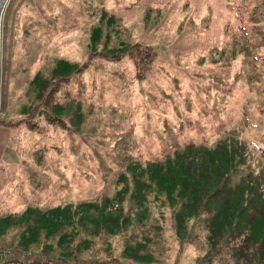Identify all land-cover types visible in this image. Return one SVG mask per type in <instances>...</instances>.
Wrapping results in <instances>:
<instances>
[{
	"label": "rangeland",
	"instance_id": "obj_1",
	"mask_svg": "<svg viewBox=\"0 0 264 264\" xmlns=\"http://www.w3.org/2000/svg\"><path fill=\"white\" fill-rule=\"evenodd\" d=\"M0 10V115L39 129L45 146L28 155L35 175L18 181L30 183L35 206L50 209L54 222L51 238L36 246L0 247L57 254L59 224L96 217L98 207L86 204L108 198L105 212L120 215V231L87 249L72 244L70 258L243 263L232 247L246 229L258 243L264 226V0H6ZM134 45L151 50L144 69L130 57ZM114 53L120 58L108 57ZM173 150L181 153L178 173L166 191L182 184L186 200L174 213L166 195L170 203L153 202L144 218L139 185L129 202L113 198L126 193L114 183L119 168L140 173L135 163Z\"/></svg>",
	"mask_w": 264,
	"mask_h": 264
},
{
	"label": "trees",
	"instance_id": "obj_2",
	"mask_svg": "<svg viewBox=\"0 0 264 264\" xmlns=\"http://www.w3.org/2000/svg\"><path fill=\"white\" fill-rule=\"evenodd\" d=\"M150 49L148 47L144 49H140L137 45H134V47L131 48V59L133 62L136 64V67L140 69H144L143 67L147 64H149L150 61ZM136 52V53H135ZM99 55L106 56L103 53H100ZM121 53H114L111 54L110 57L111 59H117L120 58ZM107 58V57H105ZM59 82H65L68 77L64 75V77L58 78ZM57 91L56 88L52 89L47 93V98L44 102L47 105L48 100H51V97L53 96V93ZM45 115V118L47 120H50L53 124H58L62 127H66L64 122L59 118V117H50L47 112L42 111ZM17 122H22V121H17ZM170 155L164 157V158H156L154 160H150L148 162H145V165L141 163H135L138 164L141 169L140 173L136 172V168H131L129 169V165L127 166H122L119 168V173L118 177L115 178L114 183L117 186H122L124 187L123 189L126 190V193L124 194L123 197H121V191H117L113 198H115L118 203L120 201L124 202L130 201V197L135 193L134 187L136 185V190L137 186L139 185L140 190L137 193V200L138 202H142L143 204H146V208L143 210L142 214L144 218H149L151 212L149 211L151 208H153V202L159 201L162 203L164 202H169L165 199L166 195H171V198L173 200V203L169 205L171 208V211L174 213L176 209V203L177 200H180L182 203H186L185 197L182 196L180 189V186L182 184H178L175 189L167 193L166 190L169 189L168 181H171L173 185L175 186V179H176V174L178 173V168L175 163V158H179L181 153L176 154V150H173L172 154L169 153ZM198 156V154H197ZM195 160H197V157H195ZM182 188V187H181ZM135 190V192H136ZM140 193V194H139ZM201 197L199 198H194L195 202V208L192 207L189 211V215H194L198 212L197 210V203L201 202L202 199V194H200ZM106 197H109L108 195ZM250 200V199H249ZM249 200H246L248 203ZM104 204L98 205L99 202L95 201L96 203H90V205L86 204V206L92 208V207H98L97 209V215L96 217H89V216H82V215H75V218L77 217V220H75L74 216H72V220L68 221L66 219L65 221L63 220L59 226L60 228L58 229L57 233L58 235L54 237L56 238L52 244L56 246L57 254H50L51 252H54V250H48L45 246L44 249H40L39 252H35V254L32 256L31 253H29L28 256H24L22 259H19L17 256L12 257L10 259H5L1 260L0 264H49L50 262L53 261H62L64 263H69V264H96V263H105L108 262L107 260H97V258H92V259H86V258H70L73 257L74 252L72 253L71 251V246L72 244H75V246H80L81 244L84 245V249H87L88 247H91L93 244V241L98 239V236H101V239H104L106 241L108 238L106 236H103V233H107L108 235H115L117 234V231H120V223H121V217L120 215L117 216H111L107 212H105L106 206L112 202L110 199L106 198L104 199ZM136 201V200H135ZM185 201V202H184ZM125 207V206H124ZM182 207V206H181ZM181 207L178 210L179 212L181 211ZM127 211L128 207H125ZM78 209V208H76ZM176 210V211H177ZM68 212L70 210L68 209ZM176 216V219H178L179 214L177 212L174 214ZM59 220H62L60 217L58 218ZM58 219H55L56 222H58ZM237 220V218L235 219ZM53 222V220H52ZM120 222V223H119ZM76 224L79 225V229L76 228ZM54 225V222H53ZM52 225V226H53ZM51 226V227H52ZM43 228V227H42ZM47 228H49L47 226ZM233 230V229H232ZM254 230L251 229H246L243 230V237L241 238L240 242L238 244L236 243L234 247H232V254H239V255H245L243 258V263L239 264H264V258L260 256L258 251L256 250V246L260 250H264V226L262 229V236L261 239L259 240L258 243H254L252 241L255 240L254 237ZM53 233V231H51ZM49 234V230L47 232ZM76 234V235H75ZM53 235V234H52ZM46 237V238H51ZM76 237V239H75ZM39 242V238L37 236L36 239H32L31 241H24V242H17L21 243L20 245L22 247H27L28 245L30 246H36V243ZM50 246V244H46ZM107 245H110V243H107ZM5 246H2L0 248H4ZM62 249V251L60 250ZM108 251V250H107ZM257 251V252H255ZM22 252V251H21ZM78 252L80 253V250L78 249ZM95 251H91L90 255L94 256ZM131 257L134 256L133 251L129 252ZM78 255V254H77ZM119 263L116 258L111 259V261ZM136 264V263H134Z\"/></svg>",
	"mask_w": 264,
	"mask_h": 264
},
{
	"label": "crops",
	"instance_id": "obj_3",
	"mask_svg": "<svg viewBox=\"0 0 264 264\" xmlns=\"http://www.w3.org/2000/svg\"><path fill=\"white\" fill-rule=\"evenodd\" d=\"M4 114L0 115V242L31 241L37 236L45 239L52 233V211L42 205L35 206L36 193L28 190L30 183L22 186L18 181L29 178L31 172L35 175L28 164V155L31 151L34 155L42 151L40 147L45 146V141L38 145L36 133L39 129L24 122L3 120ZM20 211H25L23 215L30 212L22 219ZM99 257L104 258V255Z\"/></svg>",
	"mask_w": 264,
	"mask_h": 264
},
{
	"label": "built area",
	"instance_id": "obj_4",
	"mask_svg": "<svg viewBox=\"0 0 264 264\" xmlns=\"http://www.w3.org/2000/svg\"><path fill=\"white\" fill-rule=\"evenodd\" d=\"M12 248H0V261L5 259H10L17 256L19 259H22L24 256H28L29 253L25 252H14Z\"/></svg>",
	"mask_w": 264,
	"mask_h": 264
},
{
	"label": "bare ground",
	"instance_id": "obj_5",
	"mask_svg": "<svg viewBox=\"0 0 264 264\" xmlns=\"http://www.w3.org/2000/svg\"><path fill=\"white\" fill-rule=\"evenodd\" d=\"M3 2L5 3V2H6V0H0V8H1V7H3V5H4V3H3ZM2 3H3V4H2ZM0 12H1V10H0Z\"/></svg>",
	"mask_w": 264,
	"mask_h": 264
}]
</instances>
